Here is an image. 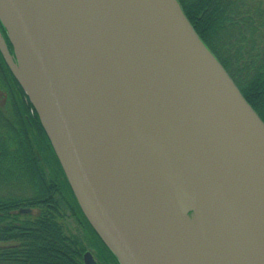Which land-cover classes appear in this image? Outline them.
I'll return each mask as SVG.
<instances>
[{
	"label": "water",
	"instance_id": "water-1",
	"mask_svg": "<svg viewBox=\"0 0 264 264\" xmlns=\"http://www.w3.org/2000/svg\"><path fill=\"white\" fill-rule=\"evenodd\" d=\"M0 22V52L120 264H264V121L178 0H0Z\"/></svg>",
	"mask_w": 264,
	"mask_h": 264
},
{
	"label": "trees",
	"instance_id": "trees-1",
	"mask_svg": "<svg viewBox=\"0 0 264 264\" xmlns=\"http://www.w3.org/2000/svg\"><path fill=\"white\" fill-rule=\"evenodd\" d=\"M178 1L264 121V0ZM0 99V264H85L88 249L99 264H120L84 215L36 108L1 52ZM22 206L36 210L17 211Z\"/></svg>",
	"mask_w": 264,
	"mask_h": 264
},
{
	"label": "flooded vegetation",
	"instance_id": "flooded-vegetation-1",
	"mask_svg": "<svg viewBox=\"0 0 264 264\" xmlns=\"http://www.w3.org/2000/svg\"><path fill=\"white\" fill-rule=\"evenodd\" d=\"M0 31H1V33H2V35L4 36V38H5V40H6V37H5V31L4 30H1L0 29ZM6 42H7V40H6ZM9 45V44H8ZM10 48V47H9ZM36 209L35 208H33V207H31V206H22V207H19L18 209H17V211H19V212H21V213H29V212H34Z\"/></svg>",
	"mask_w": 264,
	"mask_h": 264
},
{
	"label": "bare ground",
	"instance_id": "bare-ground-1",
	"mask_svg": "<svg viewBox=\"0 0 264 264\" xmlns=\"http://www.w3.org/2000/svg\"><path fill=\"white\" fill-rule=\"evenodd\" d=\"M20 51H21V55H22L23 59H24L27 63H28V62H31V63H32L29 54L26 53L22 48H20ZM34 66H35V64H34ZM216 259H217V255L215 256V258H214L212 261L209 262V264H216V263H215V260H216Z\"/></svg>",
	"mask_w": 264,
	"mask_h": 264
},
{
	"label": "rangeland",
	"instance_id": "rangeland-1",
	"mask_svg": "<svg viewBox=\"0 0 264 264\" xmlns=\"http://www.w3.org/2000/svg\"><path fill=\"white\" fill-rule=\"evenodd\" d=\"M0 29H1V30H4V28H3L2 24H1V22H0ZM4 31H5V30H4ZM5 37H6L7 43L9 44L8 47L10 46V48H11V49L9 48L10 51L13 52V47H12L11 43H10L9 40H8V37H7L6 32H5ZM0 100H2V99H0Z\"/></svg>",
	"mask_w": 264,
	"mask_h": 264
}]
</instances>
